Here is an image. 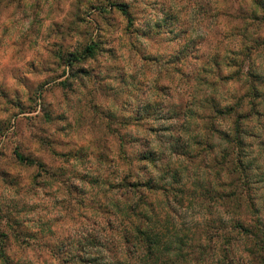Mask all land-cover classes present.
<instances>
[{"label":"clouds","instance_id":"obj_1","mask_svg":"<svg viewBox=\"0 0 264 264\" xmlns=\"http://www.w3.org/2000/svg\"><path fill=\"white\" fill-rule=\"evenodd\" d=\"M0 264H264V0H0Z\"/></svg>","mask_w":264,"mask_h":264}]
</instances>
